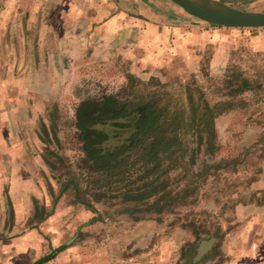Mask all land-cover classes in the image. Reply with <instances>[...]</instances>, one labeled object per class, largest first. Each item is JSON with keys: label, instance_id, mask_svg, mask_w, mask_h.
I'll list each match as a JSON object with an SVG mask.
<instances>
[{"label": "rangeland", "instance_id": "rangeland-1", "mask_svg": "<svg viewBox=\"0 0 264 264\" xmlns=\"http://www.w3.org/2000/svg\"><path fill=\"white\" fill-rule=\"evenodd\" d=\"M44 1L0 0V146L5 96L19 60V18L55 19L58 9ZM221 1L264 9V0ZM113 12L108 6L99 16ZM187 13L196 27L175 34L170 24L150 72L125 71L121 80L88 79L75 88L81 93L101 86L129 101L150 97L177 115L183 158L170 167L167 189L181 196L194 188L162 212H136L143 218L133 219L126 211L133 202L121 199L124 182L100 183L83 166L74 116L82 95L75 94L53 109L54 119L53 112L46 122L36 119L45 163L29 184L35 194L10 183L0 152V264H31L62 245L40 264H264V27L213 25ZM8 62L14 66L6 71ZM204 105L215 115L213 153L198 118ZM209 237L211 247L193 262L200 241Z\"/></svg>", "mask_w": 264, "mask_h": 264}, {"label": "crops", "instance_id": "crops-1", "mask_svg": "<svg viewBox=\"0 0 264 264\" xmlns=\"http://www.w3.org/2000/svg\"><path fill=\"white\" fill-rule=\"evenodd\" d=\"M44 4L58 9L50 22L37 16L19 18L17 73L8 85L1 125L0 152L10 169V183L23 185L33 194L35 187L29 184H35V169L45 163L43 140L36 129L38 116L46 122L53 112L54 119L57 105L69 97L75 99L80 81H114L121 80L125 71L150 72L154 69L150 61L155 49L165 46L170 24L175 34L196 27L194 19L170 0H114L109 4L108 0H45ZM108 6L114 12L106 18L99 16ZM91 9L97 12L92 14ZM71 24H80V28L72 30ZM8 48V55L14 56V48ZM9 62L4 65L6 71L14 66ZM262 169L264 173V163Z\"/></svg>", "mask_w": 264, "mask_h": 264}, {"label": "trees", "instance_id": "trees-1", "mask_svg": "<svg viewBox=\"0 0 264 264\" xmlns=\"http://www.w3.org/2000/svg\"><path fill=\"white\" fill-rule=\"evenodd\" d=\"M76 88L75 94L82 95L74 106V116L77 136L82 141L83 166L100 183L124 182L121 199L133 202L126 209L133 219L143 218L144 212H162L194 188L192 185L181 196L167 189L170 167L174 168L183 158L177 115H169L166 108L159 107L150 97L129 101L112 92L104 93L101 86L93 92L86 89L81 93ZM214 117L208 105H204L198 117L210 153L216 147ZM166 159L168 162L164 163ZM153 193L156 194L150 201ZM80 201L87 204L83 199ZM136 212L141 214L135 215ZM210 238L213 237L202 240Z\"/></svg>", "mask_w": 264, "mask_h": 264}, {"label": "water", "instance_id": "water-1", "mask_svg": "<svg viewBox=\"0 0 264 264\" xmlns=\"http://www.w3.org/2000/svg\"><path fill=\"white\" fill-rule=\"evenodd\" d=\"M190 15L221 26L228 27H264V11H246L224 3L221 0H170ZM214 238L200 241L193 262L204 255L212 245ZM62 246L55 248L47 255L38 258L31 264H40L50 259Z\"/></svg>", "mask_w": 264, "mask_h": 264}]
</instances>
